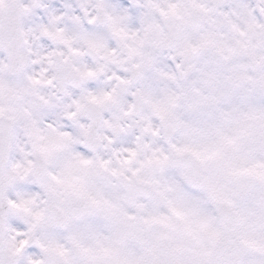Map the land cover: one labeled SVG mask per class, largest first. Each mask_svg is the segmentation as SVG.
Wrapping results in <instances>:
<instances>
[{"label":"clouds","instance_id":"1","mask_svg":"<svg viewBox=\"0 0 264 264\" xmlns=\"http://www.w3.org/2000/svg\"><path fill=\"white\" fill-rule=\"evenodd\" d=\"M262 84L264 0H0V238L136 228L138 193L198 166L177 149L206 141V116L264 132V103L219 108Z\"/></svg>","mask_w":264,"mask_h":264},{"label":"snow or ice","instance_id":"2","mask_svg":"<svg viewBox=\"0 0 264 264\" xmlns=\"http://www.w3.org/2000/svg\"><path fill=\"white\" fill-rule=\"evenodd\" d=\"M252 98L264 103V84L226 90L219 108L240 111ZM205 119L206 141L177 149L190 152L198 166L176 161L180 176L169 169L161 186L138 193L147 212L136 228H113L97 217L65 221L45 242L18 233L0 238V264H264V192L254 193L243 179L264 185V132L247 117L227 128L210 114ZM41 252L46 260L31 258Z\"/></svg>","mask_w":264,"mask_h":264}]
</instances>
